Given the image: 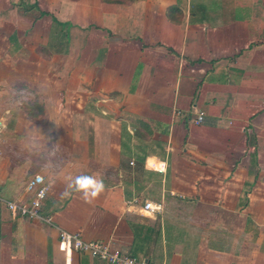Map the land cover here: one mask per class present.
Returning <instances> with one entry per match:
<instances>
[{"label": "crops", "instance_id": "1", "mask_svg": "<svg viewBox=\"0 0 264 264\" xmlns=\"http://www.w3.org/2000/svg\"><path fill=\"white\" fill-rule=\"evenodd\" d=\"M27 90L73 172L28 178L52 226L0 202V264H65L59 229L151 264H264V0H0V103ZM8 159L0 198L27 204ZM81 173L105 184L92 203L63 195Z\"/></svg>", "mask_w": 264, "mask_h": 264}, {"label": "built area", "instance_id": "2", "mask_svg": "<svg viewBox=\"0 0 264 264\" xmlns=\"http://www.w3.org/2000/svg\"><path fill=\"white\" fill-rule=\"evenodd\" d=\"M176 116L180 112L175 113ZM204 112L197 111L191 122L195 125L202 123ZM3 125L0 124V133ZM133 164L132 162L130 163ZM25 190L30 194L27 204H20L14 201H3L6 209L13 218H23L29 221H38L45 225L52 226L54 220L52 217L42 213L43 201L49 192V186L45 182L43 176L34 175L25 185ZM130 206L136 207L142 216H155L162 212L163 206L160 202H152L133 198L129 203ZM58 246L60 251L65 255V264H70L72 253L86 254L93 259L104 262L105 264H151L146 260L132 257L131 255L121 251H111L109 246L101 241H85L78 233L69 232L67 230H58Z\"/></svg>", "mask_w": 264, "mask_h": 264}, {"label": "rangeland", "instance_id": "3", "mask_svg": "<svg viewBox=\"0 0 264 264\" xmlns=\"http://www.w3.org/2000/svg\"><path fill=\"white\" fill-rule=\"evenodd\" d=\"M19 95L20 96L17 97L14 94H8L7 97L3 99V102L0 103V124L3 125L2 133H0V142H2L0 145V158H9V161L7 163L5 162L6 164H9V166L11 165L16 167L27 163V166H24V168L20 170L21 174L16 177L17 180H21V183H24L32 175L33 171L34 173L35 171H40L43 164L45 163V161H41L36 157L30 156V154L26 151L22 140L25 129L33 122V124L41 130V133L48 140L47 146L50 148L53 146L54 139H50L52 136L48 135L50 129L47 127L46 115L43 117L44 121L42 122L32 119L30 115H27L28 119H24V121L21 123H18L14 120V117L18 114L17 112H27L28 114V112H30L32 109L33 112H35L34 114H37L38 108L43 106L41 104V95L36 93L34 90H27L26 92H23ZM8 96L12 98V102H10ZM17 132L19 134L21 132L22 134L18 135ZM5 141L6 143H4ZM5 146H9V148L6 150ZM15 149L17 150V155L12 154ZM24 151H26V153ZM8 152L13 156L11 155V157H9ZM58 163H60L61 166L59 168L57 167V169H63L64 172H68L69 174L73 172L69 169V163H67L68 168L65 166L66 163L64 161H59ZM5 168L7 170L8 165H6ZM9 173L8 176L10 175Z\"/></svg>", "mask_w": 264, "mask_h": 264}, {"label": "clouds", "instance_id": "4", "mask_svg": "<svg viewBox=\"0 0 264 264\" xmlns=\"http://www.w3.org/2000/svg\"><path fill=\"white\" fill-rule=\"evenodd\" d=\"M22 140L30 156L46 162L45 174L55 170L61 153L60 143H54L49 148L48 140L33 122L25 129ZM104 191L105 184L102 179H98L95 175L81 173L68 179L63 195L70 197L73 193H78L86 203H92Z\"/></svg>", "mask_w": 264, "mask_h": 264}, {"label": "trees", "instance_id": "5", "mask_svg": "<svg viewBox=\"0 0 264 264\" xmlns=\"http://www.w3.org/2000/svg\"><path fill=\"white\" fill-rule=\"evenodd\" d=\"M39 111V112H38ZM37 111V114H34L35 112H33V110L31 109V111L28 113L32 119L38 120L39 122L44 121L43 117L45 116V111L43 106L39 107Z\"/></svg>", "mask_w": 264, "mask_h": 264}]
</instances>
